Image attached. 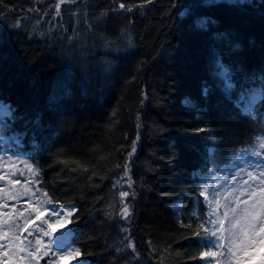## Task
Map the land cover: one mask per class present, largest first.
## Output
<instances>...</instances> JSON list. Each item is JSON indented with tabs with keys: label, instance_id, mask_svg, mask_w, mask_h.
<instances>
[{
	"label": "trees",
	"instance_id": "16d2710c",
	"mask_svg": "<svg viewBox=\"0 0 264 264\" xmlns=\"http://www.w3.org/2000/svg\"><path fill=\"white\" fill-rule=\"evenodd\" d=\"M261 73L264 0H0L1 168L19 186L0 195L75 204L89 264H206L202 176L264 154V102L240 99Z\"/></svg>",
	"mask_w": 264,
	"mask_h": 264
},
{
	"label": "rangeland",
	"instance_id": "374dc122",
	"mask_svg": "<svg viewBox=\"0 0 264 264\" xmlns=\"http://www.w3.org/2000/svg\"><path fill=\"white\" fill-rule=\"evenodd\" d=\"M261 141L263 143L264 139ZM4 142L0 139L1 146ZM1 149L4 150L3 147ZM259 153L256 157L253 155L249 159L242 158L238 162L244 169L242 173L235 175V169H232V173L228 169L219 170L212 167L202 176L201 194L206 207L208 229L215 233L216 239L221 243V249L227 252L223 261H218L220 254L215 248L209 249L207 252H212L213 255L203 257L206 264H262L264 261V231L261 230L264 228V159L259 158ZM16 181L18 180L10 186L15 185ZM21 195L25 197L19 200L25 201L27 205L23 216L30 218V224L38 228L39 234H44L42 246L48 250L53 263L88 264L79 257L80 250L70 237L71 220L76 207L70 203L56 204L38 211L31 218L28 210L35 212V206L26 198L30 199L27 191L22 190ZM37 216L41 218L37 219ZM2 222L1 217L0 223ZM49 224L53 225L55 231ZM4 237L5 234L0 235V240ZM32 246L31 242L28 243V248L32 249ZM77 250L79 255H76ZM1 251L4 250L0 248V254ZM4 256L0 259L1 264H10ZM29 261L31 259H26L25 264Z\"/></svg>",
	"mask_w": 264,
	"mask_h": 264
},
{
	"label": "snow or ice",
	"instance_id": "6c2138e0",
	"mask_svg": "<svg viewBox=\"0 0 264 264\" xmlns=\"http://www.w3.org/2000/svg\"><path fill=\"white\" fill-rule=\"evenodd\" d=\"M121 8H124V5H120ZM198 23H203V21H200ZM235 48H239V45H235ZM216 68H217V74L223 79L225 91H231L235 85L232 83L231 80V73L227 66H225L223 63H221L219 60L216 61ZM252 83H256L258 81L257 87H251L247 89L246 91H241L240 99L245 102V106L242 109L246 114L251 113L253 108L258 102H264V73L259 74L258 76L256 74H253L250 78ZM249 82V78L245 79V83L247 84ZM209 89L207 87H204L203 94L206 96L208 94ZM185 103H190L188 100H185ZM13 110L8 105H4L0 103V139L3 138L2 133L9 128L11 125L5 122L6 117H12ZM262 118H264V112H262ZM14 119V117H13ZM38 123V120L36 121ZM15 138V137H14ZM132 152H135V147H133ZM127 176V172L125 173ZM129 195L128 192H122L121 196L127 197ZM125 217L127 216L128 209H124ZM40 216H37V219H40ZM59 223V221H57ZM49 227L52 228L53 231H55V228L52 224H49ZM264 231V228L261 229ZM47 235V233H45ZM199 235V234H197ZM215 236V233H210L208 236L209 242L212 244L213 247H215V242L213 241V237ZM76 255H79V250H77ZM203 257H207L210 255H213L212 252H204L201 254Z\"/></svg>",
	"mask_w": 264,
	"mask_h": 264
}]
</instances>
